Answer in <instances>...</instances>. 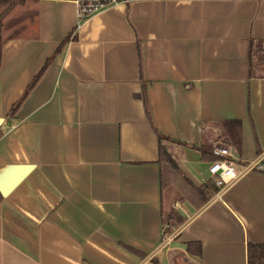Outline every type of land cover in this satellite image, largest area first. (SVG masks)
I'll return each instance as SVG.
<instances>
[{
    "label": "crops",
    "instance_id": "obj_1",
    "mask_svg": "<svg viewBox=\"0 0 264 264\" xmlns=\"http://www.w3.org/2000/svg\"><path fill=\"white\" fill-rule=\"evenodd\" d=\"M19 1L0 29V264H248L264 244V77H249L264 0ZM160 144L199 189L216 186L204 146L240 178L170 203L183 223L163 225L177 183Z\"/></svg>",
    "mask_w": 264,
    "mask_h": 264
},
{
    "label": "trees",
    "instance_id": "obj_2",
    "mask_svg": "<svg viewBox=\"0 0 264 264\" xmlns=\"http://www.w3.org/2000/svg\"><path fill=\"white\" fill-rule=\"evenodd\" d=\"M124 1V0H118V2ZM22 1L19 0H1L0 5L1 8L4 4H9L10 7L6 9V11L1 12L0 18V29L3 30L5 33L2 21L4 20L5 16L9 13V11L13 10L18 4H21ZM76 40L75 37H71L70 39H67L64 43L71 42V40ZM4 40L1 38L0 40V56L2 52V48L4 46ZM60 49L58 50V52ZM57 52V53H58ZM254 61L256 62V65L254 66ZM264 66V41L255 42L251 41L250 48H249V77H257V72L260 70L258 67ZM256 71V73L254 72ZM40 77V76H39ZM38 77V78H39ZM261 77V76H258ZM264 77V76H263ZM37 78V80H38ZM30 86V88L27 91V94L32 91L34 85L36 84V81ZM19 104L13 107L10 116L14 115L15 112L18 109ZM230 124H226L227 127H230V137L234 138L237 144H239L240 140V122H229ZM2 136V133H0V137ZM163 140L161 139V142ZM202 153V160L207 163H213L216 158L212 155V151L208 146H204L202 150H200ZM159 165L163 168L168 167L172 168L174 171H179V164L174 161L172 154H170L169 149L164 147L162 144H160V159H159ZM219 192V189L215 186L214 182H208L200 189V196H203V203L201 207L215 194ZM1 198V196H0ZM178 222L179 225L183 223L182 217L177 213L173 212L170 217L166 218L163 225L169 224L171 222ZM187 252L193 256L200 257L201 256V245L199 243L195 244H188L187 245ZM137 255L139 253L133 252ZM141 255V254H140ZM139 255V256H140ZM156 263V261H155ZM158 264V263H157ZM248 264H264V244L261 245H253L250 244L248 246Z\"/></svg>",
    "mask_w": 264,
    "mask_h": 264
},
{
    "label": "built area",
    "instance_id": "obj_3",
    "mask_svg": "<svg viewBox=\"0 0 264 264\" xmlns=\"http://www.w3.org/2000/svg\"><path fill=\"white\" fill-rule=\"evenodd\" d=\"M106 7V4L102 3L79 5L80 21L83 22L87 20L89 17L104 10ZM212 153L216 160L210 165L208 173L210 178L214 179L217 188H221L222 190L237 182L240 176L235 171L234 163L231 160L232 154L228 148L218 146L213 149ZM260 158L263 160H261L256 167L263 166L264 154L260 156ZM168 229V226L165 227V231ZM165 240V248H167L172 240L170 239V236H166V233Z\"/></svg>",
    "mask_w": 264,
    "mask_h": 264
},
{
    "label": "rangeland",
    "instance_id": "obj_4",
    "mask_svg": "<svg viewBox=\"0 0 264 264\" xmlns=\"http://www.w3.org/2000/svg\"><path fill=\"white\" fill-rule=\"evenodd\" d=\"M6 8H7V6L3 7L2 10L4 11ZM19 17H21V15L20 16L15 15L13 18H19ZM31 22L33 23L32 18L30 19V28H31ZM9 24H11V23H7L6 22L3 25L4 30H5V28L8 27L7 25H9ZM21 33H22V30L19 29V28H16L13 31L14 35H20ZM256 62L257 61H254V66L256 65ZM258 69L260 71L257 72V75L263 77L264 76V66L262 65L261 67H258ZM254 72L256 73V71H254ZM224 148H227V147H224ZM165 168H166V170L164 171L165 181H168L169 185H172L173 182L177 183L175 188L172 190V192H170L169 186H166V191H165V202H166V211L165 212H166V215H167L166 218H168V213H169V215H171L174 212L173 210H171L169 212V205H170V203L172 205L175 200H180V199L184 198L185 200H188L189 202H191L195 206V208H198L200 206V203H201V202H199L197 204V202L199 200V197H200V189L197 188L196 186H194L188 180H186L184 178V175L181 172V170L179 171V173L169 174V169L170 168H168V167H165ZM170 170L174 171L172 168ZM220 191H221V188H219V192L218 193H220ZM179 207L183 208L180 205H179ZM149 264H157V262L155 263V260H151V262H149Z\"/></svg>",
    "mask_w": 264,
    "mask_h": 264
}]
</instances>
